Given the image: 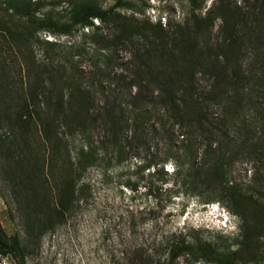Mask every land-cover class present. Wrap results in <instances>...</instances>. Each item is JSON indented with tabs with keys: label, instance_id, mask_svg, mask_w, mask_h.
Here are the masks:
<instances>
[{
	"label": "trees",
	"instance_id": "16d2710c",
	"mask_svg": "<svg viewBox=\"0 0 264 264\" xmlns=\"http://www.w3.org/2000/svg\"><path fill=\"white\" fill-rule=\"evenodd\" d=\"M41 2L3 0L0 34L7 37L8 49L21 50L16 71L22 72L19 81L24 85L21 99L10 109L8 129L21 130L35 122L45 147L53 142L60 155L52 207L55 223L62 222L86 196L82 178L87 169L93 168L104 177L112 164L133 158L130 154L139 142L155 131L148 122L162 120L159 130L169 138L170 121L171 127L182 130L178 136L184 156L195 154L196 142L201 150L198 161L182 166L170 162L169 157L164 159L172 166L174 180L170 185L184 189L191 197L204 198L203 204L225 199L231 212L242 216L239 236L234 249L218 251L210 242L177 231L170 241L168 235L162 256L149 251L140 261L172 264L185 256L193 263H251L239 260L238 254H248L251 249L256 236L253 226L264 228V210L227 181V175L236 157L264 167V89L260 101L246 109L248 104L242 100L249 78L241 63L242 41L252 30L244 9H264V0H215L212 9L202 14L192 10L187 23L174 27L121 14L119 10L127 9L126 0H116L107 9L97 0H64L66 7L59 18L43 13ZM214 9L226 33L218 45L209 38ZM106 25L110 32L102 30ZM88 29L90 33H83ZM78 31L81 44L69 45V52L61 55L63 50L54 37ZM126 48L131 50L128 60L115 61L113 54ZM11 53L9 65L18 58ZM86 55L90 63L82 68L78 60ZM119 66L121 69L113 71ZM9 75L7 71V98L12 100L15 89L12 81L8 82ZM197 76L208 79L209 85L198 87ZM110 77L116 84L104 87L102 82ZM208 105L220 111L219 118L209 112ZM247 110L251 114L244 116ZM95 131L100 135L93 140ZM66 139L74 144L71 151ZM162 166L147 163L143 168L147 173L152 168L150 176H155ZM0 255H10L17 264L22 263V248L15 238L8 241L1 229Z\"/></svg>",
	"mask_w": 264,
	"mask_h": 264
},
{
	"label": "rangeland",
	"instance_id": "374dc122",
	"mask_svg": "<svg viewBox=\"0 0 264 264\" xmlns=\"http://www.w3.org/2000/svg\"><path fill=\"white\" fill-rule=\"evenodd\" d=\"M97 1L107 9L116 0ZM126 1L127 9L119 10L121 14L151 24L159 21L165 27L187 23L192 10L195 14H202L216 6L215 0ZM41 3L43 13L54 18H59L66 7L64 0H42ZM244 11L249 13L252 30L242 41V69L249 78L242 102L248 104L246 109H252L254 103L260 101L264 89V9L245 8ZM213 12L209 38L211 43L218 45L226 38V33L220 14L215 9ZM93 24L96 23L93 21ZM102 30L110 32L111 29L106 25ZM80 33L54 37L63 50L61 55L69 52V45L78 47L81 44ZM83 33H90V30H83ZM38 38L44 39V35L38 34ZM8 47L7 37L0 34V229L8 241L15 238L22 248L21 264H143L140 257L149 251L157 257L162 256L168 235L170 241L171 234L177 231L210 242L218 251L235 248L242 219L239 212H231L225 199L203 204L204 198L191 197L184 189L170 185L174 180L170 162L182 166L198 161L201 158L198 142L194 147L195 154L184 156L178 136L182 130L171 127L169 121L167 138L159 130L162 120L158 123L154 118L148 126L153 125L155 131L139 142L138 149L130 154L133 158L130 156L119 165L112 164L104 177L93 168L86 170L82 178L87 186L86 196L62 222L55 223L52 207L56 203L60 155L53 142L45 147L35 122L21 130L8 129L10 109L18 104L24 91V85L19 81L22 72L18 74L16 71L21 50H12L11 46V51ZM11 52H15L18 58L9 65L7 57ZM34 53H39L37 48ZM130 53L129 48L117 50L113 59L118 63L125 62ZM89 60L88 55L79 58L78 65L86 68ZM115 69H121V66L113 67V71ZM7 71H10L8 82L12 81L11 87L15 89L12 100L7 98ZM196 83L200 88L207 87L209 80L197 76ZM110 84H116V79L110 77L102 82L104 87ZM207 108L219 118L217 108L210 105ZM250 114L249 110L244 111V116ZM231 132L233 134L235 130L231 129ZM99 135L100 132L95 131L92 139L96 140ZM66 141L71 151L74 144L70 139ZM166 157L170 162H164ZM147 163H163V166L157 175L150 176L152 168L148 173L143 168ZM227 181L264 210V167L236 157L228 169ZM249 223L253 225L251 218ZM253 227L255 241L248 254L239 253L238 257L241 261H252L245 264H264V228ZM0 264H17V260L10 255H0ZM172 264L207 263H193L180 256Z\"/></svg>",
	"mask_w": 264,
	"mask_h": 264
},
{
	"label": "built area",
	"instance_id": "2783aa9c",
	"mask_svg": "<svg viewBox=\"0 0 264 264\" xmlns=\"http://www.w3.org/2000/svg\"><path fill=\"white\" fill-rule=\"evenodd\" d=\"M47 40H50L48 37L46 38Z\"/></svg>",
	"mask_w": 264,
	"mask_h": 264
}]
</instances>
